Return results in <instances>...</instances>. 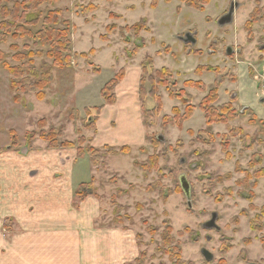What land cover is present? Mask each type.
<instances>
[{"label":"rangeland","instance_id":"obj_1","mask_svg":"<svg viewBox=\"0 0 264 264\" xmlns=\"http://www.w3.org/2000/svg\"><path fill=\"white\" fill-rule=\"evenodd\" d=\"M233 1L239 6L236 5L232 21L219 25L218 18L227 12ZM57 6L64 10L61 19L70 20V39L76 56L70 66L53 70L54 79L45 89L44 99L38 100L33 92L23 96L22 103L13 102L8 86L10 76L0 67V167L3 169L12 156L20 160L30 154L34 160L40 159L39 153L35 155L37 149L47 147L52 154L49 160L56 164L52 178L61 182L67 193L65 211L60 212L62 222L71 221L70 214L71 217L79 215L82 224L90 221L91 233L92 229L114 233L115 247L101 251V257L106 258L99 264H137L142 253L145 257L140 264H174L175 258L169 253L174 247L182 264H220L222 259L224 264H264V226L260 231L250 227V220L257 217L264 205V177H252L249 181L256 180V186L251 189L238 183L246 172L252 175L255 170L264 169V125L260 122L264 118L259 119L251 109L236 104L235 98L230 97L231 91L223 100L218 99L216 105L231 101L238 113L230 124L240 132L229 142L230 158L227 159L220 137L226 133L224 124L211 126L210 132L216 136L214 141H210L208 134L198 138V131L206 128L204 114L198 107L178 128L164 123L163 117L172 115L174 107H179L181 112L184 107L179 100L171 99L164 87H157L156 91L162 103L159 114L147 121L143 120L141 110L137 118L139 106L134 104L132 91L125 94L136 76L132 75V68L140 67L141 78V66L146 57L152 59L154 69L167 67L172 71L177 81L175 91L184 87L185 81H201L198 77L205 73L206 83L221 76H225L224 80H233L231 67H218L223 72L220 76L213 72L197 74V67H191L197 64L221 66L228 57L251 61L252 66L258 67L257 73L262 74L264 22L254 24L250 36L244 23L256 6L264 8V0H209L203 9L182 0H59ZM92 7L95 9L90 10ZM140 20L145 21L141 30L129 28ZM187 26L190 27L184 29ZM177 31L183 38L186 32L196 35V42L180 41L178 36L174 37ZM137 45L142 47L136 52ZM0 47L8 51L7 44ZM41 61L37 59L35 63L40 65ZM180 64L184 67L176 69ZM94 67L100 71H95ZM122 70L124 76L126 71L128 74L120 87L118 105H105L101 89ZM140 78L136 90L139 103ZM223 82L219 87L222 98ZM146 90H150L149 83ZM185 90L191 95L194 93L193 103L197 106L203 97L200 91L192 87ZM145 105L155 107L154 100L147 96ZM103 106L107 107L100 116ZM99 117L101 123L97 126L99 133L93 140L94 146L92 139L96 130L91 127H95ZM41 118L45 119L41 126L46 132L55 130L57 133L53 147L39 138L37 122ZM11 129L15 132L13 138L9 134ZM33 130L36 136L30 138L28 133ZM156 139L159 144L155 145ZM60 143L63 145H58ZM123 145L130 148L128 154L114 153ZM91 147L99 152L95 165L87 153ZM154 153L158 157L157 166L144 172L136 163L144 162ZM254 154L262 156L261 163L249 168ZM42 173L32 168L25 174L32 180ZM226 174L230 177L222 182L208 180V176ZM182 175L190 187V207L180 186ZM3 176L1 183L7 196L0 206V240L8 250V243L15 241L19 226L25 221L19 219L20 209L10 212L14 204L10 197L15 187L8 174ZM90 182L91 193L84 186L81 191L82 195L88 192L86 195L75 194L80 184ZM150 185L153 187L149 189ZM250 192L254 194L251 202L247 199ZM218 195H222L221 200H216ZM213 213L216 227L207 228L204 225ZM167 226L171 227L172 239L165 246ZM223 246H230L225 254L221 253ZM202 249L209 251L211 260L205 259ZM67 250L65 256H62L63 250L62 255L61 250H56L55 259L61 264H69ZM26 252L34 256L37 248L31 247ZM108 254H113L111 259ZM72 264H75L74 259Z\"/></svg>","mask_w":264,"mask_h":264},{"label":"trees","instance_id":"obj_2","mask_svg":"<svg viewBox=\"0 0 264 264\" xmlns=\"http://www.w3.org/2000/svg\"><path fill=\"white\" fill-rule=\"evenodd\" d=\"M58 1L59 0H0V45L7 44L8 48V51H6L0 47V67L10 76L8 86L10 92L12 93L11 98L15 103L24 102V97L27 94L33 92L35 93V96L38 100L44 99V91L54 79L53 70L55 68L61 69L70 66L72 59L76 56V54L73 53V47L70 39V20L61 19L64 10L57 6ZM182 1H185L187 5L194 8L203 9L204 5H206L209 0ZM94 7L90 8V10H94ZM115 16L118 17L116 14ZM261 22H264V8L262 6H256L250 13L249 18L244 23V29L248 32L249 36L251 34L250 32L252 26ZM143 23H145V21L140 20L129 28L139 31L141 30L142 25H144ZM249 39H251V37ZM20 42H23V44L19 45ZM142 46L137 45L136 52ZM80 55L84 57L85 54L81 53ZM37 59H42L40 65L35 63ZM89 64H92V62L90 61ZM151 64L152 59L150 57H146L141 66L142 77L140 78L138 90L140 96V110L143 120L147 121L149 118L159 114L162 103L160 95L157 94L156 91L157 87L162 86L168 91L169 97L171 99L179 100L180 104L184 107L183 112H181L179 107H174L172 109V115H165L163 117L164 123L173 124L178 128H181L183 122L190 118L194 109L198 107L204 114L206 128L199 130V137H197L201 138L202 135L208 134L210 141H214L216 136L210 132L211 126L213 124H224L226 133L220 135L221 145L222 150L226 153V158L229 159V142L231 138L238 135L240 129H237L230 124V122L233 121L238 115L237 111L232 106V102L229 101L221 105H216L219 99L218 90L220 84L224 81L225 76L215 79L213 84L209 87L199 80L185 81L183 84L184 87L175 91L173 87L176 86L177 81L173 79L172 71L167 67L154 69ZM94 69L95 71H100L98 67H94ZM195 72L197 74H201L202 72H213L220 76L222 70L213 66H197ZM123 77L124 72L122 70L119 74L114 75L113 78L103 85L101 89V95L105 105L115 104L116 94L114 89L123 79ZM146 83L150 84L149 91L146 90ZM185 87H192L202 93H205L199 100L197 106L193 103V95L188 93L185 90ZM108 92L110 93L108 94ZM147 96L154 100L155 107H153L154 105L149 108L146 107L145 99ZM99 110L101 111V107ZM44 120V118H41L37 122L38 127H40L39 138L43 140L48 147H53L57 143V133L55 130H49L46 132V130L41 126L44 123ZM252 122L254 121L252 120ZM260 122L262 125H264V119ZM150 124L151 123L148 122V125ZM95 127L92 125L91 129L96 130ZM9 134L10 137L13 138L15 136L14 130H9ZM28 136L30 138H34L36 136V131L33 130L29 132ZM153 143L156 145L159 144V141L156 139ZM58 145L63 144L60 143ZM129 152L130 148L127 145H123L118 151H115L114 153L128 154ZM87 153L90 154L91 162L93 165H95L97 163V159L99 158L98 150L95 147H91ZM157 160V154L154 153L150 155L144 162L136 164L139 165V167L144 172H148L152 169H155L157 166ZM261 160L262 156L260 154L252 155V159L248 164L249 168L260 164ZM239 169L240 168L238 167L237 170L239 171ZM229 177L230 174H226L223 177L208 176V180L210 182H222ZM252 177L255 179L264 177V169H258V171L255 170L252 175L246 172L245 177L238 183L243 185L244 188L251 189L256 186V180L252 183L249 181ZM159 184L160 182H158L155 186L157 187ZM80 185L79 188L75 190V194L79 197L86 195L93 188L91 182L83 184L81 187ZM84 186L88 192L82 195L81 188ZM151 187L153 186L150 185L149 189ZM160 189H162L161 191L164 193L162 186H160ZM176 191L180 192V189H177ZM207 194L210 195L209 192H207ZM165 197L166 195L164 198ZM221 198L222 195H218L216 200H221ZM253 198L254 194L250 192L247 196V199L251 202ZM250 208L254 209L252 204H250ZM243 214L246 213L244 212ZM263 226L264 205L261 207L260 213L257 215V217L250 220V227L252 230L260 231L262 230ZM166 229L167 232L164 233L163 242L165 246H168L172 239L169 235L171 227L167 226ZM179 235H182V232H179ZM229 247L230 246H223L221 253L225 254ZM169 253L171 254L172 258H175L174 264H182L177 247H174L173 249L170 248ZM144 257L145 253H142L140 258L136 260L137 264L142 263V259ZM219 263L224 264V260H220Z\"/></svg>","mask_w":264,"mask_h":264},{"label":"crops","instance_id":"obj_3","mask_svg":"<svg viewBox=\"0 0 264 264\" xmlns=\"http://www.w3.org/2000/svg\"><path fill=\"white\" fill-rule=\"evenodd\" d=\"M233 2L235 5L239 6L236 4V1ZM237 6H235V9ZM189 27L190 26H187L184 29H188ZM178 31L176 33L174 32V37L178 36ZM193 37L196 42V35H193ZM178 39L181 41L183 37L179 35ZM229 50L230 49L228 48L227 51ZM211 53L216 54V51L214 52L211 50ZM229 53L230 52H227V54ZM184 58L185 57H183L182 60H184ZM227 59L229 61L225 58V61L221 66L216 64H197L196 66L193 65L191 67L214 66L222 69L224 67H231L234 79L231 81L224 80V96L222 98L221 91L219 89V99L223 100L226 95H229L228 92L231 91L230 97L235 98L236 104L251 109L254 115L259 119L264 118V84L262 81V74H258L256 71L258 67L252 66L250 64L251 61L248 63L244 62L243 58L240 60H234L233 58L228 57ZM178 67L184 66L181 64L177 65L176 69ZM179 70L181 71L182 69ZM127 72L128 71L125 72V76L116 87L115 107L116 103L118 105V101L120 100L119 95L122 91H120V87L123 81L127 78ZM134 73L136 76L129 84L131 89H128L125 94H129L130 90L132 91L134 104L138 103L137 105L139 106H137L139 108H137L139 112V115H137L138 118V116H140V103L137 94L138 92H136V90L137 83L140 78V67L132 68V75H134ZM204 75L202 74L198 78L209 87L214 80L213 82L211 81L212 83H206L204 81ZM199 93L202 94L200 96L204 95L202 92ZM193 94L194 93H192V95ZM194 96L195 95H193V97ZM136 98L138 101H136ZM106 107L107 106L102 107L100 116ZM99 119L100 117L97 119L96 132L92 139V144L94 146H96V142H93V140L99 133L97 126L98 123L99 125L101 123L98 121ZM138 122L140 125V120H138ZM111 130L112 129L109 131ZM43 150L46 152H42ZM43 150L37 149V152L35 153V155L37 153L40 154H38L40 159L34 160L33 156L30 154L27 157L23 156L20 160H17L12 156V160L6 162L3 169L0 167V183L4 178L3 175L6 174H8L14 182L13 185L15 189L12 190V196L10 197L11 201H14V204L10 212L14 210L18 211V209H20V212L18 211L21 214L19 215V219H21V221H25L22 225L20 224V231L17 232L15 239H13L15 241L8 243V247H6L8 250L4 248L5 246L2 245V241L0 240V264H61L60 260L58 261V259H55L56 250H61V255L63 250L64 253L62 256H65L66 248H68L67 257H69V264L73 263V259L75 264H86L87 262L99 264L104 262L103 259L106 257H101V251L103 253V250L106 252L109 251L110 248L115 247V245L113 246L115 241L112 238L114 233L110 231L101 232L98 229L96 231L92 229L91 233L90 221L88 223H85L84 221L82 224L83 219H81V216L79 215H72L71 217L70 214L68 219L71 221L66 223L62 222V219H60L62 217L60 212L65 211L63 206L65 204L64 201H66L67 198V193L64 192L61 187L62 183L55 181L52 178L51 173L56 170L55 162L50 161L48 158V156L52 154H49L50 152H48L47 147ZM32 168H37L43 173L36 175L32 180H30L28 179V175L25 173ZM3 191L4 189L2 188L1 183L0 206L4 201L3 197L7 196L3 193ZM69 192V198L72 200V188H70ZM63 213L65 217L68 216L67 212ZM101 246L105 248L103 249L102 247L101 250ZM31 247L37 248L36 255L34 256L32 253L26 252V249ZM3 248L5 249L4 252H2ZM45 249L47 251L46 254L44 253ZM112 256L113 254L109 255L110 259Z\"/></svg>","mask_w":264,"mask_h":264},{"label":"water","instance_id":"obj_4","mask_svg":"<svg viewBox=\"0 0 264 264\" xmlns=\"http://www.w3.org/2000/svg\"><path fill=\"white\" fill-rule=\"evenodd\" d=\"M235 6L236 5L234 4V2H231L227 12L218 18V24L219 25H225V24H228L232 21ZM183 40L185 43H192V44L195 43V38L193 37V35L191 33H185V37L183 38ZM179 179H180V186H181L183 193L187 199L188 206L190 207V187H189V184L187 183V181L185 180L183 175L180 176ZM215 219H216V214L213 213L211 216V219L209 221H207L204 226L207 228L216 227ZM202 255L205 257V259L207 261L212 259V255L206 249H202ZM251 264H256V263H251Z\"/></svg>","mask_w":264,"mask_h":264},{"label":"built area","instance_id":"obj_5","mask_svg":"<svg viewBox=\"0 0 264 264\" xmlns=\"http://www.w3.org/2000/svg\"><path fill=\"white\" fill-rule=\"evenodd\" d=\"M262 81H263V84H264V70H263V73H262Z\"/></svg>","mask_w":264,"mask_h":264}]
</instances>
